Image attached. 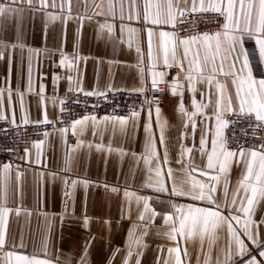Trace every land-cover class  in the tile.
<instances>
[{
  "label": "crops",
  "instance_id": "obj_1",
  "mask_svg": "<svg viewBox=\"0 0 264 264\" xmlns=\"http://www.w3.org/2000/svg\"><path fill=\"white\" fill-rule=\"evenodd\" d=\"M60 3L61 0H56V8L39 11L29 8L24 0H16L15 4L11 0H0V5L22 10L0 17V51L3 52L0 58V90L3 91L0 97V116L12 122H35L43 121L46 113L48 120H53L59 116L61 101L75 90L135 91L140 89L144 81L143 91H146L151 85L152 72H164L170 87L179 79L181 87L177 90L183 93V101L179 94L170 93L168 104L159 106L162 112L160 123L166 124L163 135L168 154V163L162 164V171L171 167L175 172L179 168L176 161L181 159V149H191L183 155L185 162H194L199 166L191 172V177L209 183L208 177L216 172L201 174V170L207 171V157L199 151L200 137L206 136L208 143L205 151L210 152V141L216 125L213 108L220 93L215 81L209 86L197 79L193 82L197 92L193 94L186 82V61L183 69L163 66L158 33L162 30L172 31L171 26L149 25L141 32L140 20L129 22L125 18V31L122 35L120 0H112L114 18L108 16L107 20L108 0H104L101 8H96L93 0H87L86 3L85 0H70V16L68 3L65 2L63 12ZM95 3L99 4L100 0H95ZM190 4L191 0H188L187 5L184 0H180L181 8ZM142 6L143 0H140L141 11ZM33 7H40L39 0H34ZM101 11L105 16L97 15ZM48 13L63 19L49 20ZM127 14L125 0V17ZM84 16L92 19L75 18ZM101 23L114 24L115 31L110 35L107 28L101 30ZM129 27L137 31L129 34ZM150 27L157 33L151 56L147 37ZM12 45L16 46L13 48ZM244 47L250 56L253 75L264 78L261 75L264 73V63L259 62L255 39L245 37ZM62 58L65 59L64 65L60 64ZM193 74L196 75L195 72ZM69 77L72 79L69 80ZM216 81L226 84L223 91L224 107H227L228 97L232 98L233 110L226 112L225 118L227 114L238 111L236 86L231 77L222 74L216 76ZM200 92L207 93V96L201 97ZM193 96L197 102L203 100L208 104L203 114L195 118L194 132L187 118L177 111L181 102L189 112L195 111L191 107ZM155 108L150 109L147 104L141 106L136 111L139 116L124 126L115 121L102 122L105 116L86 115L97 118L95 125L89 120L73 130L72 123L86 116L76 118L69 128H63L68 129L67 132L61 134L60 129L49 131L43 139L33 143L27 155L25 152L22 154L19 162L8 163L11 171L8 177L7 206L13 211L8 215L7 244L0 250V264H5L4 257L8 251L35 256L51 264H80L82 254H85V264H124L129 230L134 229L137 236L144 231L143 226L138 227L142 206L138 207L135 203L136 196L149 197L150 209L158 215L149 227L148 234L143 237L146 247L137 248L133 245V255L128 264H136L137 259H140V264H164L165 259L173 264L174 257H169L168 248L175 246V242L163 235L166 228L161 218V214L170 211L169 201L166 194L158 199L154 188L147 187L149 165L143 159L148 135L144 130L146 124L150 125L156 141L157 156L161 157L165 151V146L159 144L160 127L156 123ZM35 144L41 147L37 149ZM69 158L70 166L66 165V159ZM230 164L227 195L225 197L221 187L223 178L215 194L222 210L226 203L229 208L233 206L232 201L238 196V181L244 171L242 161H231ZM126 190L132 194L130 209V198L124 195ZM172 202L184 205L192 203L185 197L174 198ZM195 204L207 206L205 202ZM16 209L20 210L19 215ZM240 215L243 224V214ZM251 219L258 226V238L264 243V223H261L264 221V202L256 206ZM157 232L161 234L157 235ZM21 236L23 248L19 247ZM241 238L245 240L251 256H255L258 261L264 260L259 256L264 247H258L247 237ZM177 239L182 247H187L189 253L188 257H183V264H198V261L204 264L205 259L208 264H217V261L223 264L225 253L229 250L230 236L226 227L218 230L217 238L211 246L205 242L203 250L198 240L185 244L182 238ZM13 242L16 248L12 247ZM137 253L142 255L138 256ZM248 258L233 255L232 264H247ZM12 264H15L14 259Z\"/></svg>",
  "mask_w": 264,
  "mask_h": 264
},
{
  "label": "snow or ice",
  "instance_id": "obj_2",
  "mask_svg": "<svg viewBox=\"0 0 264 264\" xmlns=\"http://www.w3.org/2000/svg\"><path fill=\"white\" fill-rule=\"evenodd\" d=\"M12 4L16 0H11ZM25 3L33 10L43 11L49 7L56 8V0H39L40 7L34 8V0H24ZM65 2L69 5L70 16V0H61L59 5L61 12L65 7ZM87 0H85V3ZM128 7V14L125 17V0H120V21H121V34L123 35L124 20L127 18L129 22L134 19L141 21V32L147 26L160 27L164 25L171 26L172 31H159V48L162 51V64L164 67H178L183 69L185 61L187 62V71L185 73L186 82L189 90L195 94L197 88L193 82L197 79L200 83L211 85L216 82V88L220 93V97L215 102L213 114L215 116V129L211 137V150L205 151V145L208 143L205 135L200 137L199 151L207 157L206 169L201 170L202 175H208L209 171H215V175L208 177L209 183H204L191 177V172L196 171L199 167L194 162H185L183 155L185 151L190 152L191 149H181V159L176 163L179 168L174 172L171 167L166 171H162V164L168 163V154L165 146V138L163 135L164 127L166 124H161L159 117L162 115L161 108L158 106L160 101L156 98L152 100H145V103L151 107L157 105L155 113L157 116V125L160 127L159 144L165 146V151L161 157L157 156L156 141L153 138L150 125H145V132L148 134L145 139L144 149L146 155L144 156V163L149 165L148 171L150 173L147 187L154 188L158 199L167 196L169 201L170 211L161 214L163 226L166 231L163 235L170 241L175 242V246L168 248L169 257H174L173 264H183V257H188L189 253L187 247H182L178 237L182 238L187 244L188 242L199 241L201 250H203L205 242L210 246L215 242L218 230L225 228L230 236L228 242V251L225 253V260L223 264H232L233 255H241L250 257L247 259V264H264V260H257L255 256H251L245 240L241 237H247L258 247H264L261 243L258 233V226L251 219L255 212V208L261 202H264V144L253 146L252 148H245L243 145L237 144L235 150L229 146V141L224 135V130L227 128L229 121L224 118L226 112L233 110L231 96L227 99V107L223 106V91L226 89V84H221L216 81V76L219 74L225 77H231L232 83L236 86V98L238 100V112L248 118L254 116L255 121L259 122L257 127L264 129V78H257L253 75V68L250 66V56L244 47L245 37L254 38L258 46L259 62L264 63V0H191L190 6L184 8L180 7V0H143L142 11L140 9V0H126ZM188 4V0H184ZM96 8H101L104 0L100 3H95ZM22 11L21 9H14L8 5H0V17L8 13H15ZM214 13L219 20L218 26L222 24V31L209 33L207 31L200 33L196 25L198 20H189L188 17L192 14H205ZM97 15L105 16L101 11ZM108 16L114 18L112 0H108ZM77 20L88 19L92 17H75ZM48 19L55 21L63 19L52 13H48ZM216 22V21H205ZM177 24H190L191 27L185 30V35L182 37L176 31ZM99 28L104 30L107 28L111 35L115 31L114 24L101 23ZM129 34H134L137 30L129 27L127 29ZM79 32V30H78ZM157 33L150 27L147 31L149 41V54L155 47L154 37ZM16 45H12L14 48ZM129 46H131L129 44ZM5 47L7 45L5 44ZM182 49V51H181ZM139 55V49H137ZM3 57V52L0 51V58ZM61 65L65 64V59H61ZM156 62L154 60L153 67L155 68ZM196 73L194 75L193 73ZM264 77V73L261 74ZM69 80L72 78L69 77ZM144 81L141 82L140 89L135 91L144 90ZM246 86V89H245ZM164 87H168L165 80L164 72H152V81L149 86L150 91H158L163 93ZM181 87L179 79L172 85L173 95L179 94L181 101H183V93L177 92ZM72 90L71 88L69 89ZM43 91V89H41ZM85 95H99L104 96V92H87ZM201 97H206L207 93L200 92ZM3 96V91L0 90V97ZM9 99H11V90H9ZM22 102V97H21ZM63 103V101H61ZM191 107L195 111L189 112L186 110L183 102L179 105L177 111L182 117H186L191 123L193 132L195 131L196 124L195 118L203 114V110L208 107V104L203 100L197 102L194 98L191 99ZM63 109H61L62 111ZM152 113L149 112L151 117ZM139 116L136 111H131L130 115L125 117L105 116L102 122L115 121L121 126L128 123L129 120H135ZM5 117L0 116V119ZM95 116H86L82 120H76L72 123L71 128L74 130L77 125H83L86 121L91 120L95 125ZM45 124L52 123L47 118L45 113L42 121ZM27 123V120H25ZM41 123V121H37ZM188 127L187 124L184 125ZM61 134L68 131V129H60ZM94 134H96L94 132ZM102 134V133H101ZM48 135V133H44ZM34 147L39 149L40 144H35ZM99 148V146H98ZM26 155L28 150H25ZM231 161H242L244 163V171L241 173V178L238 181V196L232 201V207L229 208L227 203L224 210L221 209L217 203L218 197L215 195L217 192V185L223 184L221 187L224 189V195H227V185L229 184V169ZM39 162V153L37 154V163ZM70 158L66 159V165L70 166ZM11 171L9 164H4L0 170V250H3L7 244L6 231L8 215L13 210L7 206V193H8V177ZM154 172V175L152 173ZM171 181V184H168ZM87 183V182H85ZM75 187V182H73ZM116 190L115 188L113 189ZM128 200L129 209L131 207L132 194L127 190L124 193ZM188 198L192 203L187 205L177 204L172 202L174 198ZM135 203L138 207L142 206V210L138 215V227L143 226L144 231L137 236L134 229H130L128 233V242L126 244L127 254L124 259V264H128L129 259L133 255V245L137 248L146 247L143 243V237L148 234L149 227L154 223L157 213L150 209L149 197L136 196ZM163 202V200H161ZM195 202H205L207 206H196ZM225 211L227 214H225ZM16 214H20V210H15ZM243 214V224H241V215ZM142 222V223H141ZM264 223V221H261ZM238 225L239 227H235ZM157 232V235H160ZM23 237L19 241V247L23 248ZM13 248L17 245L13 242ZM87 247V246H86ZM235 248L233 252L232 249ZM162 250V249H161ZM138 256L142 253H137ZM259 256L264 258V251L259 252ZM51 264L50 261L38 259L35 256H28L16 254L13 251H8L4 257L5 264ZM80 264H85V254H82ZM136 264H140V259H137ZM164 264H169V260L165 259ZM199 264V261H198ZM204 264H208L205 259ZM217 264H220L217 261Z\"/></svg>",
  "mask_w": 264,
  "mask_h": 264
},
{
  "label": "built area",
  "instance_id": "obj_3",
  "mask_svg": "<svg viewBox=\"0 0 264 264\" xmlns=\"http://www.w3.org/2000/svg\"><path fill=\"white\" fill-rule=\"evenodd\" d=\"M189 20H198L196 27L200 33L205 31L215 33L222 31V24L218 26L219 20L214 13L192 14ZM205 21H216L208 22ZM190 24H177L176 31L180 36L185 35V30L190 28ZM170 85L164 87L163 93L150 91L134 90H108L104 96L85 95L87 92L75 90L63 100L59 116L56 119L49 120L52 123L45 124L35 122H12L9 119H0V166L8 163L20 161L25 150L29 149L34 142L45 137L44 133L49 131L69 128L73 120L86 115L97 116H122L127 117L131 111H137L145 105V100L156 98L160 101L158 106L168 104ZM157 107V105L152 106ZM225 119L229 121L224 135L229 141V146L235 150L237 144L245 148H252L254 145L264 144V129L257 127L258 123L254 116L248 118L239 114L238 111L226 115Z\"/></svg>",
  "mask_w": 264,
  "mask_h": 264
},
{
  "label": "water",
  "instance_id": "obj_4",
  "mask_svg": "<svg viewBox=\"0 0 264 264\" xmlns=\"http://www.w3.org/2000/svg\"><path fill=\"white\" fill-rule=\"evenodd\" d=\"M172 92H173V89H172V87H170L169 93H172ZM177 92H178V90H177Z\"/></svg>",
  "mask_w": 264,
  "mask_h": 264
}]
</instances>
